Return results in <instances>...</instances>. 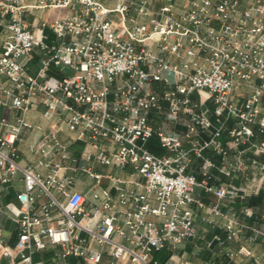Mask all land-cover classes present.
I'll list each match as a JSON object with an SVG mask.
<instances>
[{"label":"built area","instance_id":"1","mask_svg":"<svg viewBox=\"0 0 264 264\" xmlns=\"http://www.w3.org/2000/svg\"><path fill=\"white\" fill-rule=\"evenodd\" d=\"M37 10L63 12L40 19ZM0 27V195L23 182L18 203L4 204L16 236L9 245L0 235L1 257L190 264L177 250L205 221L225 232L213 236L217 253L264 264L243 242L264 235L248 223L256 212L246 203L264 187V0H0ZM195 90L211 97L212 111L191 98ZM39 107L47 126L26 116ZM183 114V133L148 120L177 123ZM23 130L36 133L34 164L19 161ZM151 137L168 152L145 147ZM191 154L202 159L200 180L188 172ZM212 168L250 182H210ZM198 186L216 201L196 198ZM200 264H219L216 253Z\"/></svg>","mask_w":264,"mask_h":264},{"label":"crops","instance_id":"2","mask_svg":"<svg viewBox=\"0 0 264 264\" xmlns=\"http://www.w3.org/2000/svg\"><path fill=\"white\" fill-rule=\"evenodd\" d=\"M47 12L51 14H57L63 12L62 10H47ZM132 14H134L132 12ZM46 31L51 34V31L49 29H46ZM2 35V30L0 27V37ZM51 37V36H50ZM38 70V57L37 55H34L32 61L29 64V71L33 74H35ZM61 74L60 71L56 68H51L49 71V74L52 76H57L56 74ZM157 85V83H155ZM28 119L35 123L42 124L44 126L48 125V121L41 115V107L37 110H32L26 114ZM186 115L183 114L182 118L179 122L176 123L177 127H180L182 129H176L169 125V122L164 121L163 117H149V122L153 125L155 128H163L166 131L173 130L179 133H183L185 131V125L184 122L186 120ZM175 125V124H174ZM207 136V135H203ZM36 138V133L34 131L29 130H23V139L18 142V148L20 150V164L27 165V164H34L37 155L34 153H31L29 151V143L33 141ZM222 140L226 141L227 137L225 135L222 136ZM150 146H152L154 149H158L161 151V154H158L154 152L152 149L148 148L151 152L163 155L166 154L168 151L161 150L164 147L155 144L154 141H151ZM185 146H188V144H185ZM83 143L80 141H77L73 144V148L79 152L82 150ZM204 156H208L213 158L216 163H220V156L214 152H212L209 149H206L204 151ZM229 162L234 160L233 155V149L230 151V155L228 158ZM202 159L199 157H196L195 155L191 154V164L188 168V172L193 173L196 175L197 179H201L203 177V173L201 171L200 165H201ZM212 178L209 180L210 182L219 184H248L250 181L249 179L242 174H234L231 172H223L220 171L218 168H212L210 169ZM118 174L125 175L123 172H118ZM90 180L84 179L83 177H80L79 180H77V187L79 189L84 190L89 195V186ZM23 187V182L21 179H16L13 181L12 185H10L7 189V191L3 192L0 195V235L4 238V241L6 244L12 245L15 241L16 236V224L11 220L8 211L5 209L4 204L8 202L18 203L16 198V192L20 190ZM195 197L200 198L202 201H204L206 204H209L211 202L216 201L215 195H213L210 192L205 191L202 187L198 186L196 187L195 191ZM247 204L251 205L255 209V215L251 221H248V223H253V225L258 226L261 229H264V187H262L258 192L252 193L249 195L246 201ZM241 202L235 203L236 207H239ZM201 215L205 217H209L210 214L204 210L199 211ZM221 220V219H217ZM258 222H257V221ZM250 232V231H249ZM218 233L221 236L225 235V232L222 230V228L216 226L213 223H207L205 221H199L198 223V233L189 241L184 242L181 244L179 249L177 250L178 253L183 254L186 259L189 261L190 264H200L203 259L208 258L212 252L216 253V260L219 264H254L252 259L246 256L238 255L234 258L226 257L223 254L217 253V250L219 248L216 240L213 238L214 234ZM245 244H247L253 252L260 257L262 261H264V235H257L256 239L252 242H248L247 240H243ZM239 245V243H233L231 246L233 248H236ZM1 253V251H0ZM168 252H164L162 255L163 258L167 256ZM0 264H9L7 259L0 256Z\"/></svg>","mask_w":264,"mask_h":264},{"label":"rangeland","instance_id":"3","mask_svg":"<svg viewBox=\"0 0 264 264\" xmlns=\"http://www.w3.org/2000/svg\"><path fill=\"white\" fill-rule=\"evenodd\" d=\"M55 14H51V13L47 12L46 10H37L35 12V15L37 17H39L40 19H50ZM50 36L53 37V34L51 33ZM56 75L57 76H61V74H59V75L56 74ZM190 96H191V98L193 100H196V101L200 102L202 108H207L210 111H212V109H213L212 99H211V97L204 90H195V91H193L191 93ZM169 125L172 126L173 128H176V129H182L180 127H177L176 126V123H173V122H169ZM151 141L152 142L154 141L155 144H158V143H156L157 142V139L151 137V138H149L145 142V147L152 149L154 152H156L158 154H161V151H159L158 149H154L152 146H150ZM161 150H164L165 151L166 149L165 148L164 149L162 148ZM96 168H97V170H101V171H113L114 170V168L111 167V166H98ZM164 252H166V250H162V251H160L158 253H155L154 254V258H156V259H163L162 255L164 254ZM70 260H73V259L71 258ZM71 264H73V263H71Z\"/></svg>","mask_w":264,"mask_h":264}]
</instances>
